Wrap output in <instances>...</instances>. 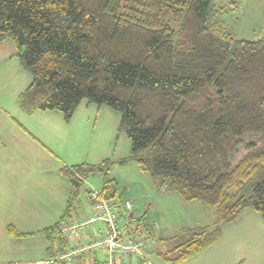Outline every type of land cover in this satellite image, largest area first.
<instances>
[{"label":"trees","instance_id":"obj_1","mask_svg":"<svg viewBox=\"0 0 264 264\" xmlns=\"http://www.w3.org/2000/svg\"><path fill=\"white\" fill-rule=\"evenodd\" d=\"M213 2L0 0V43L13 44L32 78L19 108L57 112L64 123L82 101L118 112L129 154L117 164L135 162L154 183L213 213L210 225L161 240L156 254L168 264L203 252L245 211L264 224V35L236 39ZM112 163L59 173L79 185ZM106 184L96 191L111 204ZM75 191L60 221L28 233L8 225V236L40 234L64 251L58 224L70 219Z\"/></svg>","mask_w":264,"mask_h":264},{"label":"crops","instance_id":"obj_2","mask_svg":"<svg viewBox=\"0 0 264 264\" xmlns=\"http://www.w3.org/2000/svg\"><path fill=\"white\" fill-rule=\"evenodd\" d=\"M15 53L11 42L0 43V264H103L106 256L103 251L85 252L58 260V255L66 254L71 249L68 239L64 251L49 253L47 241L40 234L10 237L6 232L8 225L18 232H36L30 230L28 224L33 223L29 221L33 220L35 225H45L58 218L72 184L78 186L72 179L60 174L59 170L70 167L67 164L72 155L80 158V137L83 138V135H76L73 131L76 120L81 121L80 117L84 116L79 108L68 124L63 123L56 112L36 111L28 115L19 108L17 98L30 85L31 79L17 62ZM83 120L85 124L86 118L83 117ZM83 131L86 133L84 128ZM49 165L53 167L48 168ZM54 183L59 184V188ZM162 194L165 193L162 191ZM29 198L33 200L31 208L26 205ZM111 205L118 214V222L122 223L123 203ZM186 206L198 212L207 211L196 202H188ZM55 207L57 213L53 212ZM92 209L90 203V207H82L76 215L71 216L80 220ZM40 213L43 215L40 216ZM133 216L136 217L134 212ZM159 217L161 221L156 219L159 222L157 228L153 226L155 220L152 224L150 221L149 224L145 221L141 224L135 218L128 231L130 238L152 239L151 247L147 250V261L121 258L114 259V264H168L156 254L161 240L176 235L183 228L208 226L214 220V217H210L206 222H201L189 216L183 221L174 220L166 208H162ZM135 222L138 223L136 226ZM101 227L102 223L97 222L92 228L99 230ZM136 228L138 230L134 233ZM85 235L87 240L80 234L76 244L83 245L95 238L92 229ZM50 254H54V258ZM179 264H264V224L256 213L245 211L238 221L223 231L220 239L200 254Z\"/></svg>","mask_w":264,"mask_h":264},{"label":"rangeland","instance_id":"obj_3","mask_svg":"<svg viewBox=\"0 0 264 264\" xmlns=\"http://www.w3.org/2000/svg\"><path fill=\"white\" fill-rule=\"evenodd\" d=\"M213 3L216 8L221 9L218 15L219 20L236 39L258 40L264 35V0H214ZM17 62L19 63L18 59ZM23 71L32 81L31 75L24 69ZM78 108L84 116L80 117L81 121L76 120L73 131L76 135H83V138L80 137L81 153L80 158H74L75 155H72L67 165L73 166L81 163L97 165L105 159H110L113 163L109 164L108 169L102 173L90 172L78 187L72 184L71 191L76 190V198L71 211L72 216L76 215V212L82 207H90L91 201L89 200L88 192L92 190L100 191L106 180L107 194L113 195V192L115 193V196H112L109 202L118 206L125 200L131 201L132 210L136 218L146 223L150 221L152 224L154 220V222L159 223L156 219L161 221L159 215L162 214V208H166L174 220L183 221L189 216L193 220L206 222L210 217H214L213 213L207 209L206 212L194 211L189 206H186L188 202L181 200L177 194L168 191L166 193L162 185L158 181L154 183V180L148 174L141 172L135 162L117 164V160L129 154V141L125 134L122 132L117 134V125L120 117L118 112L106 106L88 104L86 101H82ZM83 117L87 120L85 124ZM83 128L86 133H84ZM51 167L53 166L49 165L48 168ZM54 185L59 188V184L54 183ZM162 191L165 194H162ZM88 200L90 203H88ZM51 203L52 201L49 204ZM26 205L31 208L33 200L29 198ZM65 206L66 203H64L62 212H60L55 221H49L45 225H35L33 220L29 221L33 223L32 225L28 224L30 230L37 231L40 228L49 227L60 221ZM53 209V212H58L56 207ZM40 214V216L43 215V213ZM47 245L49 253H59L61 251L60 247H63L59 240L54 239L50 243L47 241ZM52 255V258H54V254ZM24 264L32 263L26 262Z\"/></svg>","mask_w":264,"mask_h":264},{"label":"built area","instance_id":"obj_4","mask_svg":"<svg viewBox=\"0 0 264 264\" xmlns=\"http://www.w3.org/2000/svg\"><path fill=\"white\" fill-rule=\"evenodd\" d=\"M90 197L93 200L91 213L83 219L71 218L69 222L61 221L58 224L60 235L69 240L72 248L66 254L58 255L57 259H69L85 252L103 251L106 254L103 264H114V259L121 258H138L147 261V250L151 247L152 239L128 236L130 225L135 220L131 201L123 202L126 213L122 217V223H119L118 214L114 212L111 204L100 196L99 192L90 191ZM97 222L102 223L98 232L92 228ZM153 226L157 228V222H154ZM90 229H92L95 238L84 242L83 245L76 244L80 234L87 240L85 233Z\"/></svg>","mask_w":264,"mask_h":264}]
</instances>
